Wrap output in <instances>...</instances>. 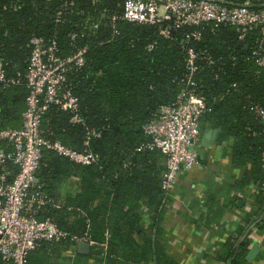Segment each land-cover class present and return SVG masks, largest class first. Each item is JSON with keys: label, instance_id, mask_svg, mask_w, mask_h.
Here are the masks:
<instances>
[{"label": "trees", "instance_id": "trees-1", "mask_svg": "<svg viewBox=\"0 0 264 264\" xmlns=\"http://www.w3.org/2000/svg\"><path fill=\"white\" fill-rule=\"evenodd\" d=\"M221 1L230 6L264 4ZM122 16L120 0H0V68L8 80L19 82L0 98L2 128L22 126L32 39L45 45L54 41L62 58L69 57L75 45L86 48L84 64L70 68L62 84L78 99L79 121L74 123L72 113L50 106L41 131L51 142L91 153L95 162L81 166L43 152L34 190L48 203L38 218L52 221L66 237L38 242L24 264H62L63 256L76 247L71 239L80 238L97 243L90 246V256L98 264H176L159 250L168 204L161 188L165 157L145 147L150 140L142 128L187 91L188 77L207 107L200 129L215 128L218 142L231 141V165L245 170L239 182L252 183L264 206V124L255 113L264 109V70L250 59L259 31L239 40L233 27L201 25L172 29L164 37L160 27L130 23ZM192 32L200 39L187 41ZM189 51L196 56L193 74L186 68ZM1 149L10 151L6 144ZM15 171L6 161L0 177L9 182ZM67 180L76 181L77 188L62 194ZM249 245L243 241L237 247L224 246L215 258L224 264H246ZM0 264H6L1 256Z\"/></svg>", "mask_w": 264, "mask_h": 264}, {"label": "built area", "instance_id": "built-area-1", "mask_svg": "<svg viewBox=\"0 0 264 264\" xmlns=\"http://www.w3.org/2000/svg\"><path fill=\"white\" fill-rule=\"evenodd\" d=\"M123 5L122 18L130 23L147 24L160 27V34L169 36L172 29L226 25L233 27L239 40L260 26L251 57L255 64L264 70V9H250V3L243 7L225 5L221 0H120ZM72 6V3L69 4ZM58 17L62 13H58ZM75 41L76 36L71 37ZM185 39L199 40L200 34L192 32ZM33 51L26 74L29 94L25 101L20 129H4L0 125V166L6 161L16 169L12 179L5 182L0 177V256L6 264H24L29 251L40 241L59 242L66 235L49 219H39L40 209L48 203L46 197L36 188V174L44 151L65 157L75 164L90 166L95 157L87 151L77 152L64 147L59 142H51L42 136L41 120L50 106H56L73 114L72 121H79L78 99L62 84L70 68L84 64L86 48L73 47L67 58L58 55L57 45L52 41L34 38ZM187 71H196V56L188 53ZM8 80L0 68V98L11 86L18 85ZM195 84L191 77L186 79L187 91L179 95L175 103L164 106L160 114L146 123L142 130L150 143L148 149H158L165 157V170L162 176V190L169 196L173 191L178 174L190 170L198 164L195 146L200 139V120L207 111L204 101L194 94ZM264 124V109H255ZM10 149L4 153L1 145ZM87 146V143L84 144ZM264 172V152L262 154ZM72 242L88 243L95 241L71 239ZM105 247V244L101 245ZM264 264V258L262 263Z\"/></svg>", "mask_w": 264, "mask_h": 264}, {"label": "crops", "instance_id": "crops-1", "mask_svg": "<svg viewBox=\"0 0 264 264\" xmlns=\"http://www.w3.org/2000/svg\"><path fill=\"white\" fill-rule=\"evenodd\" d=\"M218 136L215 128L200 129L195 146L198 164L179 172L168 196L159 250L170 263L224 264L216 254L224 246L237 247L243 241L250 244L246 264H261L264 258V206L252 183L239 182L245 170L231 165V141L218 142ZM62 187V194H67L77 188V182L67 180ZM253 247L259 250L247 261ZM68 251L62 264H98L90 253L80 255L76 247ZM117 264L134 263L120 260Z\"/></svg>", "mask_w": 264, "mask_h": 264}, {"label": "water", "instance_id": "water-1", "mask_svg": "<svg viewBox=\"0 0 264 264\" xmlns=\"http://www.w3.org/2000/svg\"><path fill=\"white\" fill-rule=\"evenodd\" d=\"M225 5H231V4H228V3H224ZM234 6H237V7H243L244 5H234ZM250 9H264V4L262 5H250L249 6ZM257 30L260 31L261 30V27L258 26L257 27ZM160 114V110L157 112V115ZM76 248H77V251L80 255H88L90 253V246L88 243H77L76 244ZM259 249L257 247H253L250 252L248 253L247 257H246V260L247 261H251L252 258L256 255L257 251Z\"/></svg>", "mask_w": 264, "mask_h": 264}]
</instances>
